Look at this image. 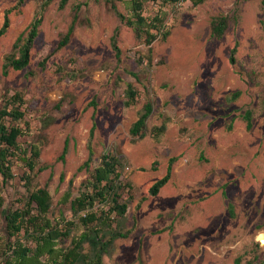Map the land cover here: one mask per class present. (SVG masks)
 Here are the masks:
<instances>
[{
	"label": "rangeland",
	"instance_id": "1",
	"mask_svg": "<svg viewBox=\"0 0 264 264\" xmlns=\"http://www.w3.org/2000/svg\"><path fill=\"white\" fill-rule=\"evenodd\" d=\"M44 1L0 0V27L6 13L10 22L0 37V109L18 96L11 107L19 106L20 123L28 124L19 137L21 149L32 154L38 148L37 168L45 167L31 173L29 186L50 191L48 219H77L71 200L89 186L103 153L111 151L127 183L121 201L128 203L126 216L112 224L128 235L109 245L102 264H264L262 0H205L197 6L190 0L178 6L143 0L144 14L159 13L169 30L152 43L105 0H69L63 9L60 0ZM113 2L125 16L131 14L130 0ZM77 9L75 32L59 47ZM39 13L43 20L29 65L4 74L16 38ZM221 14L229 19L219 38L212 34V19ZM116 29L120 61L111 45ZM128 84L138 92L131 105ZM147 101L153 112L140 138L130 130ZM247 106L256 111L251 129L242 118ZM164 120L166 129L157 137L155 126ZM89 144L92 161L80 168ZM171 157L176 161L170 180L151 195L149 188L166 173ZM26 171L15 161L13 176L0 190V264L17 240L8 234L5 213L25 207ZM102 207L109 206L96 202L94 209ZM85 229L79 223L68 238L57 240V252L67 251ZM20 241L35 244L24 231ZM94 251L84 242L86 259L76 264H89ZM49 258L42 256L52 262Z\"/></svg>",
	"mask_w": 264,
	"mask_h": 264
},
{
	"label": "trees",
	"instance_id": "2",
	"mask_svg": "<svg viewBox=\"0 0 264 264\" xmlns=\"http://www.w3.org/2000/svg\"><path fill=\"white\" fill-rule=\"evenodd\" d=\"M48 0L43 3L46 5ZM110 7L118 14L121 20L127 21L136 31L137 35H145L148 42L152 43L159 35L166 37L169 30L164 28L163 19L157 13L154 16H147L144 14L143 0H130L129 9L131 14L125 16L121 13L113 0H105ZM157 2L158 0H152ZM169 2L171 5L181 3L183 0H162ZM193 5L197 6L205 0H190ZM69 0H60L59 8L63 9ZM264 5V0H262ZM43 5V7H44ZM78 5V9H79ZM78 9L69 25L66 33L59 41V47L68 44L76 29L78 18ZM228 15L221 14L212 19V34L215 37H222L228 26ZM42 14H37L30 22L27 30L22 32L15 40L13 47L14 53L6 57V62L3 65L4 74L10 70H22L30 63L31 48L39 34V27L42 23ZM10 26L8 13L5 15L4 22L0 27V37L3 36ZM118 29L111 36V45L115 50L118 61L121 60V48L118 44ZM237 52V45H235L230 54V60L235 62V54ZM127 100L126 104L131 105L136 102L137 90L132 84H128L126 88ZM240 95V92H235L232 98L235 99ZM18 98L13 95L11 102L7 103L0 109V174L3 180L0 181V190L3 185L13 176V165L15 161H21L27 171V187L31 183V173L36 171L40 150L35 148L32 154L23 152L19 143V137L25 134V129L20 123L23 120L24 112L19 106H12ZM153 112V104L147 101L144 104V110L139 118L131 127V133L138 137L146 135V122L148 117ZM254 108L247 106L243 112L242 118L246 122L247 129L253 126V119L255 116ZM93 124L90 129V138L94 136L96 122L94 114L92 116ZM167 120H164L161 125L155 126L158 131L157 137L162 135L166 129ZM38 147V146H36ZM67 152V146L64 148L61 155L64 158ZM93 148L89 144V156L87 160L80 166V168L89 166L93 158ZM176 157H171L168 162L166 173L156 180L149 188L151 195H156L160 189L170 180L173 171V165ZM119 159L111 151H106L101 157V162L95 167L91 174L89 186L81 190L79 195L71 200V209L77 219H61L52 223L48 219V214L51 211L52 195L47 187H31L29 186V193L25 202V207L9 210L5 213L7 220V230L10 236H16L17 240L11 243L8 247L5 259L1 264H76L80 261H85L86 256L82 253L84 242H88L96 250L94 256L90 259L89 264H102L103 253L108 251L109 245H112L114 240L119 237H126L128 233L118 231L113 227V220L116 217H125L128 211V203L122 202V191L126 188L127 183L122 182V172L119 170ZM38 171H43L44 166H39ZM96 202L105 203L108 209L102 207L95 210ZM82 224L86 229L73 239L72 246L64 252H57L55 247L57 240H64L68 238L74 228L78 224ZM108 227V231H106ZM93 230V231H92ZM24 231L28 238H32L35 242L34 246L28 243L24 244L20 241L21 232ZM109 234V239L107 235ZM48 253L49 259L52 262L42 260V256Z\"/></svg>",
	"mask_w": 264,
	"mask_h": 264
},
{
	"label": "water",
	"instance_id": "3",
	"mask_svg": "<svg viewBox=\"0 0 264 264\" xmlns=\"http://www.w3.org/2000/svg\"><path fill=\"white\" fill-rule=\"evenodd\" d=\"M263 234V236L262 237H264V233H262Z\"/></svg>",
	"mask_w": 264,
	"mask_h": 264
}]
</instances>
